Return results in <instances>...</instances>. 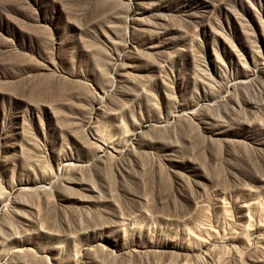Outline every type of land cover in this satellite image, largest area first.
<instances>
[{"label":"rangeland","instance_id":"374dc122","mask_svg":"<svg viewBox=\"0 0 264 264\" xmlns=\"http://www.w3.org/2000/svg\"><path fill=\"white\" fill-rule=\"evenodd\" d=\"M0 264H264V0H0Z\"/></svg>","mask_w":264,"mask_h":264}]
</instances>
